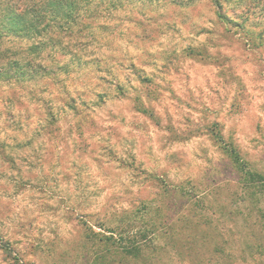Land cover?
<instances>
[{"label":"rangeland","instance_id":"obj_1","mask_svg":"<svg viewBox=\"0 0 264 264\" xmlns=\"http://www.w3.org/2000/svg\"><path fill=\"white\" fill-rule=\"evenodd\" d=\"M114 17L97 59L0 79V264H225L243 245L227 148L264 175V22L250 41L209 0Z\"/></svg>","mask_w":264,"mask_h":264},{"label":"trees","instance_id":"obj_2","mask_svg":"<svg viewBox=\"0 0 264 264\" xmlns=\"http://www.w3.org/2000/svg\"><path fill=\"white\" fill-rule=\"evenodd\" d=\"M124 1L128 0H0V79L18 81L51 72L54 63L60 67V57H68L63 66L66 71L73 64L81 67L97 59L88 47L98 43L99 33L115 19L114 12ZM209 2L219 22L245 32L250 41L262 38L253 35V28L264 22V0ZM256 12L261 18L252 21ZM227 153L238 184L237 204L231 211L235 214L233 231L243 245L230 254L223 242L221 258L225 264H264V175L248 169L235 148H227ZM119 231L120 251L129 257L142 255L146 244L133 236L124 237L122 227Z\"/></svg>","mask_w":264,"mask_h":264}]
</instances>
